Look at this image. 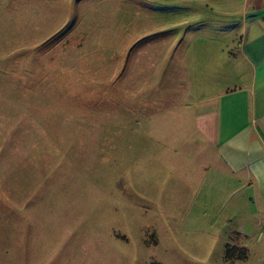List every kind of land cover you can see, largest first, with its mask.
<instances>
[{
    "label": "rangeland",
    "instance_id": "obj_1",
    "mask_svg": "<svg viewBox=\"0 0 264 264\" xmlns=\"http://www.w3.org/2000/svg\"><path fill=\"white\" fill-rule=\"evenodd\" d=\"M250 7L0 0V264H264V215L186 102Z\"/></svg>",
    "mask_w": 264,
    "mask_h": 264
},
{
    "label": "crops",
    "instance_id": "obj_2",
    "mask_svg": "<svg viewBox=\"0 0 264 264\" xmlns=\"http://www.w3.org/2000/svg\"><path fill=\"white\" fill-rule=\"evenodd\" d=\"M250 10L237 53H209L199 61L204 70L191 68L190 92L201 94L186 102L215 161L207 167L226 170L264 215V0H251ZM237 234L250 235L244 223Z\"/></svg>",
    "mask_w": 264,
    "mask_h": 264
},
{
    "label": "trees",
    "instance_id": "obj_3",
    "mask_svg": "<svg viewBox=\"0 0 264 264\" xmlns=\"http://www.w3.org/2000/svg\"><path fill=\"white\" fill-rule=\"evenodd\" d=\"M228 248H233V247H231L230 245H228ZM228 250H230V249H228ZM236 250H239L240 252H241V254H242V256H234L233 257V259H245L246 258V252H247V249H245V248H239V249H237L236 248Z\"/></svg>",
    "mask_w": 264,
    "mask_h": 264
}]
</instances>
